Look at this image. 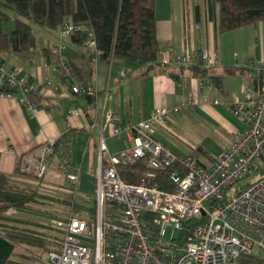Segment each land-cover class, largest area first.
<instances>
[{
	"label": "crops",
	"instance_id": "crops-1",
	"mask_svg": "<svg viewBox=\"0 0 264 264\" xmlns=\"http://www.w3.org/2000/svg\"><path fill=\"white\" fill-rule=\"evenodd\" d=\"M154 1L156 39L160 47L156 65L133 67L111 58L106 60L100 54L91 58L90 86L99 92L94 107L86 102V97L71 94L68 83L58 74L59 57L55 56V50L62 46L65 49L62 57L85 72L83 53L93 52L89 46L79 49L72 45L71 39L61 41L59 31L54 37L50 31L44 32L41 42L34 34L37 47L28 53H0L9 71L34 85L36 94L32 100L38 107L32 115L19 104L16 95L0 100V174L11 184L35 190L38 199L48 207H55L57 203L65 212L67 205L63 202L71 200L73 195L71 184L58 168L66 160L78 172L74 205H84L83 198L94 195L96 189L94 170L100 130H104L111 154L131 147L130 141L113 138L112 131L117 124H102L104 114L116 117L120 125H138L147 122L156 110L179 109L178 115L169 112L165 124L168 129L153 127L150 132L153 142L170 151L178 162L191 159L210 168L230 149L235 138L244 131L243 124L231 113L232 104L243 99L247 90H257L264 85V75L257 71V67L264 64V23L218 35L214 24L205 21L204 5L200 21L197 19L195 0ZM168 49L176 56L187 50L208 51L216 65L207 69L202 78L195 77L192 70L176 68L172 62L160 67L161 62L168 60L165 55ZM241 70H249V73L242 75ZM85 78L88 79L87 74ZM47 82L48 89L45 88ZM2 87L0 81V90ZM73 111L82 113L68 120L67 114ZM67 134L68 146L55 145L44 180L18 174L23 156L38 155L43 144L57 143ZM182 140L194 148L191 150ZM42 209L43 214L16 211L21 218L11 221L22 223L23 219H35L30 217L53 219L49 211ZM21 255L20 249L0 237V264H29ZM256 264H264V258H259Z\"/></svg>",
	"mask_w": 264,
	"mask_h": 264
},
{
	"label": "built area",
	"instance_id": "built-area-1",
	"mask_svg": "<svg viewBox=\"0 0 264 264\" xmlns=\"http://www.w3.org/2000/svg\"><path fill=\"white\" fill-rule=\"evenodd\" d=\"M75 32L74 25L64 24L59 39H70ZM87 45L96 47L91 34ZM64 50L62 46L55 50L58 74L68 83L72 95L90 98L91 107L96 106L99 92L80 84L62 57ZM205 53L176 56L168 49V60L160 67L172 62L181 70L211 69L216 62L209 61ZM257 71L264 75V64ZM0 81V100L16 95L21 106L35 113L38 107L32 98L36 88L9 71L1 59ZM49 87L47 82L45 88ZM230 110L244 131L210 168L191 159L178 162L170 151L153 142L151 129L165 126L169 112L178 115L179 109L156 110L147 122L138 125H120L116 117L104 114L102 124H117L113 138L130 141L131 147L111 154L104 130H100L95 193L82 200L88 208L80 210L81 216L65 211L62 219L49 220L50 231L60 242L43 253L41 260L37 257L36 264H256L264 258V178L238 188L264 158V85L247 90ZM80 113L69 112L67 119ZM55 145L54 141L46 142L38 155L23 156L19 173L44 180ZM139 161L146 167L139 184L124 183L121 174L125 166ZM58 169L71 184L73 199L78 172L66 160ZM158 172H167L170 191L156 185ZM14 214L18 212L9 210L4 216Z\"/></svg>",
	"mask_w": 264,
	"mask_h": 264
},
{
	"label": "trees",
	"instance_id": "trees-1",
	"mask_svg": "<svg viewBox=\"0 0 264 264\" xmlns=\"http://www.w3.org/2000/svg\"><path fill=\"white\" fill-rule=\"evenodd\" d=\"M205 4L209 21L214 24L218 35L264 23V0H206ZM202 7L203 4L197 2L199 21ZM8 13L15 15L16 19L12 33L6 35L2 29L9 20ZM28 22L55 33L64 24L71 23L76 28L74 36L70 38L71 43L83 50L88 48L90 34L93 36L95 49L89 54L83 53L87 71L83 72L67 61L80 84L87 87L93 74L91 58L97 54L106 60L111 58L123 65L141 68L156 65L160 54L154 0H0V53L20 55L36 49V36ZM192 71L195 77L202 78L207 69L195 68ZM240 72L246 75L249 70ZM86 74L88 79L85 78ZM170 77L174 78L171 74ZM69 134L56 144L67 147L65 138ZM145 170L143 161L127 165L121 179L128 185L136 186ZM155 183L162 191L171 189L167 172H158ZM63 203L67 205L65 211L78 215L73 199ZM42 207H48V204L38 199L35 190L11 184L6 176L0 174V237L20 249L21 259L29 264H36L37 253H46L57 247L60 238L51 233L13 225L11 218L4 214L9 210L43 214Z\"/></svg>",
	"mask_w": 264,
	"mask_h": 264
},
{
	"label": "rangeland",
	"instance_id": "rangeland-1",
	"mask_svg": "<svg viewBox=\"0 0 264 264\" xmlns=\"http://www.w3.org/2000/svg\"><path fill=\"white\" fill-rule=\"evenodd\" d=\"M196 1V4L197 2H201L203 5H204V12H205V21L206 23H212L209 21V17L207 15V8H206V0H195ZM9 15V20L3 25V34H6V35H9L10 33H12L13 29H14V22H15V19H16V16L11 14V13H8ZM208 17V18H207ZM28 25L29 27L31 28L32 32L37 36V40L38 42H41L42 39H43V34L44 32H50V31H47L46 28H41V27H37V26H34L33 24H31L30 22H28ZM52 33V36L54 37V34H56L55 32H51ZM207 53H205V55H207L209 61L213 62L214 60L212 59V56L209 55L208 51H205ZM185 54H203L202 53H197L195 51H185L184 54L182 55H185ZM201 67H203L201 65ZM205 68V67H204ZM166 127V125H165ZM166 129H168V127H166ZM166 132L165 129H162ZM183 141V140H182ZM183 144L184 145H187L191 150L194 148L193 145H191L190 143L188 142H184L183 141ZM258 169V170H257ZM264 178V164L261 165V163L254 169V171L252 170L246 177L245 179L240 183V185L238 186L239 189L243 188V187H246L248 185H251L252 183H255L256 180H260ZM93 195H90L89 197H92ZM56 206L55 207H52V206H49V207H42L43 211L46 210V211H49L48 214H50L51 216H53V219H57V220H60L62 219V213L63 211H61V207L58 206V204L56 203L55 204ZM83 208H88L86 205H81V206H76L75 208L77 209V211L79 210V212L76 211V213H78V215H82V213L80 212V210ZM60 210V211H59ZM59 211V212H58ZM58 212V214H57ZM54 214H57V215H54ZM41 216V215H40ZM7 218H11V220L13 219H20L21 217L18 215V214H14V215H11L10 217H7ZM30 218H35V219H23V221H20L22 223H16L14 221H11V224H15L16 226H19L21 228H32L34 230H37V231H41V232H44V233H47V234H52V232L50 231V224H49V221H45L43 219H40V218H36V217H30ZM178 233H175V237H177ZM38 255V258H42L45 256V254L43 253H37ZM41 260V259H40ZM38 263V262H37Z\"/></svg>",
	"mask_w": 264,
	"mask_h": 264
},
{
	"label": "water",
	"instance_id": "water-1",
	"mask_svg": "<svg viewBox=\"0 0 264 264\" xmlns=\"http://www.w3.org/2000/svg\"><path fill=\"white\" fill-rule=\"evenodd\" d=\"M85 100H86V102H87L88 104H91V99H90V98H85Z\"/></svg>",
	"mask_w": 264,
	"mask_h": 264
}]
</instances>
